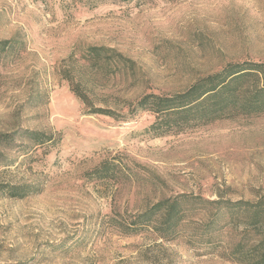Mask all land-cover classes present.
I'll return each instance as SVG.
<instances>
[{
    "label": "rangeland",
    "instance_id": "rangeland-1",
    "mask_svg": "<svg viewBox=\"0 0 264 264\" xmlns=\"http://www.w3.org/2000/svg\"><path fill=\"white\" fill-rule=\"evenodd\" d=\"M11 39L0 54V135L15 141L0 146V184L37 191L0 193V264H237L187 234L167 242L121 227L171 196L264 195V114L154 136L151 114H90L68 78L95 108L124 115L231 63H264V0H0V42ZM21 130L54 145L32 147ZM104 162L112 171L99 178ZM203 216L192 212L195 223Z\"/></svg>",
    "mask_w": 264,
    "mask_h": 264
},
{
    "label": "trees",
    "instance_id": "trees-1",
    "mask_svg": "<svg viewBox=\"0 0 264 264\" xmlns=\"http://www.w3.org/2000/svg\"><path fill=\"white\" fill-rule=\"evenodd\" d=\"M16 45L15 39L0 42V54ZM68 79L72 91L89 107L90 114L119 122L134 119L141 113L151 114L155 120L147 132L154 136L177 134L223 117L264 114V63H231L217 73L198 79L181 93L145 95L124 115L110 108H95L92 98L81 89V83ZM17 134L29 140L32 147L54 145L55 141L53 136L33 130H21ZM14 136L0 135V146H11ZM111 171L110 163L104 162L93 173L106 178ZM36 191L32 185L0 184V193L10 198L22 199ZM195 210L204 213L196 223L192 218ZM148 227L167 242L178 239L183 233L191 238H187V243H197L212 251L222 250L221 255L226 260L237 264H264V195L254 201H232L223 196L209 200L193 194L171 196L130 215L121 232L137 234Z\"/></svg>",
    "mask_w": 264,
    "mask_h": 264
}]
</instances>
